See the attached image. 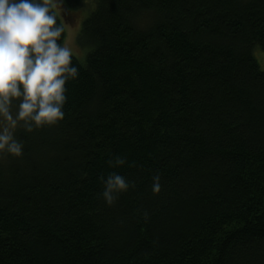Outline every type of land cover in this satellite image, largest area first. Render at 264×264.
<instances>
[{
	"label": "trees",
	"instance_id": "obj_1",
	"mask_svg": "<svg viewBox=\"0 0 264 264\" xmlns=\"http://www.w3.org/2000/svg\"><path fill=\"white\" fill-rule=\"evenodd\" d=\"M95 3L63 119L0 155V264H264V0Z\"/></svg>",
	"mask_w": 264,
	"mask_h": 264
},
{
	"label": "clouds",
	"instance_id": "obj_2",
	"mask_svg": "<svg viewBox=\"0 0 264 264\" xmlns=\"http://www.w3.org/2000/svg\"><path fill=\"white\" fill-rule=\"evenodd\" d=\"M56 7L54 0H0V155L22 154L18 129L32 132L65 115L66 84L79 69L72 49L61 42L66 29L58 23ZM123 164L117 157L112 166ZM159 181L153 176V192H159ZM102 182L100 195L108 205L130 187L116 171Z\"/></svg>",
	"mask_w": 264,
	"mask_h": 264
},
{
	"label": "rangeland",
	"instance_id": "obj_3",
	"mask_svg": "<svg viewBox=\"0 0 264 264\" xmlns=\"http://www.w3.org/2000/svg\"><path fill=\"white\" fill-rule=\"evenodd\" d=\"M54 2L57 5L55 10L66 29V36L63 43L70 47L73 54L80 60H85L88 48L80 45L78 33L82 27L83 20L95 9V0H83L82 4L77 7L63 6L61 4L62 0H54ZM254 54L260 67L264 69V51L256 47Z\"/></svg>",
	"mask_w": 264,
	"mask_h": 264
}]
</instances>
